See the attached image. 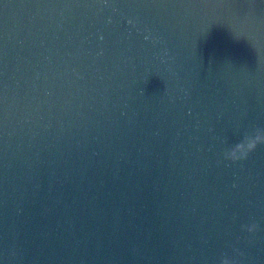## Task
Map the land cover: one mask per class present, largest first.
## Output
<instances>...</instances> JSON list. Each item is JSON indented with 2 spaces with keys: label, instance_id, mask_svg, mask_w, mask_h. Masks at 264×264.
<instances>
[{
  "label": "clouds",
  "instance_id": "clouds-1",
  "mask_svg": "<svg viewBox=\"0 0 264 264\" xmlns=\"http://www.w3.org/2000/svg\"><path fill=\"white\" fill-rule=\"evenodd\" d=\"M264 144V129L255 128L251 132H245L241 136V139L228 146L224 152V159L230 161H239L247 158L249 153H251L258 145ZM255 224L248 226H243L246 231L253 232L256 229ZM219 264H236V261L230 260L227 254H222Z\"/></svg>",
  "mask_w": 264,
  "mask_h": 264
}]
</instances>
